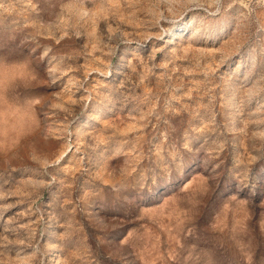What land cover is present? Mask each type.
I'll return each mask as SVG.
<instances>
[{"label": "rangeland", "instance_id": "374dc122", "mask_svg": "<svg viewBox=\"0 0 264 264\" xmlns=\"http://www.w3.org/2000/svg\"><path fill=\"white\" fill-rule=\"evenodd\" d=\"M0 264H264V0H0Z\"/></svg>", "mask_w": 264, "mask_h": 264}, {"label": "bare ground", "instance_id": "6f19581e", "mask_svg": "<svg viewBox=\"0 0 264 264\" xmlns=\"http://www.w3.org/2000/svg\"><path fill=\"white\" fill-rule=\"evenodd\" d=\"M150 36V35H149ZM155 36V35H154ZM147 38H148V36H147ZM168 41V40H167ZM171 42V41H170Z\"/></svg>", "mask_w": 264, "mask_h": 264}]
</instances>
